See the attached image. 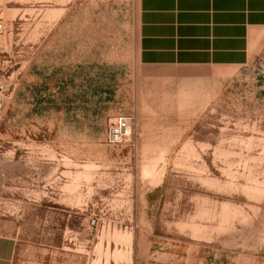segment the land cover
<instances>
[{"label":"rangeland","instance_id":"rangeland-1","mask_svg":"<svg viewBox=\"0 0 264 264\" xmlns=\"http://www.w3.org/2000/svg\"><path fill=\"white\" fill-rule=\"evenodd\" d=\"M137 18L138 0H0L13 264H264V88L191 123L146 104L139 123ZM118 115L132 137L109 146Z\"/></svg>","mask_w":264,"mask_h":264},{"label":"crops","instance_id":"crops-1","mask_svg":"<svg viewBox=\"0 0 264 264\" xmlns=\"http://www.w3.org/2000/svg\"><path fill=\"white\" fill-rule=\"evenodd\" d=\"M135 39L140 70L127 98L139 123L146 104L166 121L184 114L191 123L214 106L229 110L238 92L264 88V0H138ZM143 85L153 95H142ZM135 137L139 147L144 131ZM15 254V240L0 236V264Z\"/></svg>","mask_w":264,"mask_h":264},{"label":"built area","instance_id":"built-area-1","mask_svg":"<svg viewBox=\"0 0 264 264\" xmlns=\"http://www.w3.org/2000/svg\"><path fill=\"white\" fill-rule=\"evenodd\" d=\"M9 86L10 84L7 79L0 80V121L3 119V111L6 107L4 95L9 90ZM133 120L134 117L131 115H118L111 118L108 123L107 144L109 146H118L130 141Z\"/></svg>","mask_w":264,"mask_h":264}]
</instances>
